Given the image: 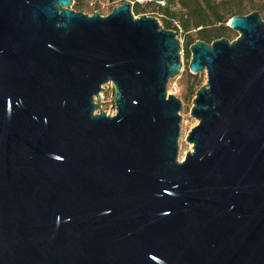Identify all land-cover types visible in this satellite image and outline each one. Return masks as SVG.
Instances as JSON below:
<instances>
[{"label":"water","instance_id":"water-1","mask_svg":"<svg viewBox=\"0 0 264 264\" xmlns=\"http://www.w3.org/2000/svg\"><path fill=\"white\" fill-rule=\"evenodd\" d=\"M74 4L0 0V264H264L261 13L190 46L208 81L180 160L178 33Z\"/></svg>","mask_w":264,"mask_h":264},{"label":"rangeland","instance_id":"rangeland-1","mask_svg":"<svg viewBox=\"0 0 264 264\" xmlns=\"http://www.w3.org/2000/svg\"><path fill=\"white\" fill-rule=\"evenodd\" d=\"M78 1L79 5H73L71 8L76 11H81L86 14H92L94 11L100 12L102 15H108L111 13L114 7L119 6L124 0H75ZM135 3H140L145 7L144 13L136 14L140 16L143 14L157 17L160 23L164 25V16L158 11V3L144 1V0H133ZM222 1V0H217ZM243 4L250 9L251 6L256 5L264 19V0H242ZM149 3V4H148ZM164 4L161 5H165ZM224 8V14L229 17V11ZM177 11L181 10V6L177 5L175 8ZM252 12H248L244 15H248ZM178 26V21L174 22ZM229 21L226 23L228 25ZM212 27V26H210ZM174 30V29H172ZM178 33V38L180 39L182 50H181V60H182V71L168 83V94L174 95L182 101V110L180 114L182 115V132L180 137V153L179 159L183 160L189 151L193 150V144L187 142V136L189 132L199 124V120L192 117L191 108L193 107V100L196 97V92L198 89L205 85L208 81L207 72H200L198 74H192L189 68V64L192 58L191 51L189 49V55L187 51V45L189 41L200 40L198 38L199 29H191L185 32L180 26L178 30H174ZM215 33V31H212ZM239 36V32L235 30H228L225 34V38L229 40H234ZM217 38H213L211 43ZM102 108L110 115L116 113L115 105V89L112 83L105 85L104 91L101 93Z\"/></svg>","mask_w":264,"mask_h":264},{"label":"trees","instance_id":"trees-1","mask_svg":"<svg viewBox=\"0 0 264 264\" xmlns=\"http://www.w3.org/2000/svg\"><path fill=\"white\" fill-rule=\"evenodd\" d=\"M166 4H158L157 9L163 14L164 27L167 29L178 30V26L185 32L191 29H199L198 38L203 41H212L213 38H222L230 27L226 24L235 15H244L248 12L259 11L256 5L248 9L242 0H165ZM149 4V3H148ZM75 5H79L75 1ZM177 5L181 10L177 11ZM229 13V17L224 14V7ZM135 15L144 13L145 7L140 3L134 5ZM178 21V26L175 25ZM212 26V27H210ZM212 31H215L213 33ZM196 41H189L187 51L189 55L190 46Z\"/></svg>","mask_w":264,"mask_h":264}]
</instances>
